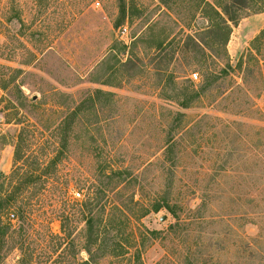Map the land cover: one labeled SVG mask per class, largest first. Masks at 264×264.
<instances>
[{
  "label": "rangeland",
  "instance_id": "obj_1",
  "mask_svg": "<svg viewBox=\"0 0 264 264\" xmlns=\"http://www.w3.org/2000/svg\"><path fill=\"white\" fill-rule=\"evenodd\" d=\"M202 5L0 0V264H264V10Z\"/></svg>",
  "mask_w": 264,
  "mask_h": 264
},
{
  "label": "trees",
  "instance_id": "obj_2",
  "mask_svg": "<svg viewBox=\"0 0 264 264\" xmlns=\"http://www.w3.org/2000/svg\"><path fill=\"white\" fill-rule=\"evenodd\" d=\"M203 5L201 11L204 15L206 22L208 23L207 31L209 34L214 36V40H217L221 36L223 44H226L232 34L233 26L237 25L239 21L243 18V14L246 11H251V9L264 10V0H227L221 2H206L201 0ZM122 13H125V8H121ZM120 22L116 24L119 26ZM193 39V37H189ZM256 41L260 42V47L254 48L258 55L262 54V46L264 44V31L259 37L256 38ZM157 47L160 49L162 43H159ZM5 89V86H2ZM185 106V105H184ZM0 208L2 205L0 204ZM85 213L87 214V224L89 227L90 237L94 235V210L96 208H103L99 198H89L84 204ZM154 211L158 212L159 208L157 207ZM9 223V224H8ZM0 225L2 226V233L7 235V232L11 229V222L4 223L2 217L0 218ZM105 245H100V251H104ZM90 258L92 257V252L90 248H87ZM106 251V250H105ZM83 264H93L92 260L85 261Z\"/></svg>",
  "mask_w": 264,
  "mask_h": 264
},
{
  "label": "built area",
  "instance_id": "obj_3",
  "mask_svg": "<svg viewBox=\"0 0 264 264\" xmlns=\"http://www.w3.org/2000/svg\"><path fill=\"white\" fill-rule=\"evenodd\" d=\"M193 78L197 80V79H198V74H194V75H193ZM76 195H77L78 197H80V194H79V193H76ZM15 219H16V216H15L14 214H10V215H9V220H10V221H14Z\"/></svg>",
  "mask_w": 264,
  "mask_h": 264
}]
</instances>
